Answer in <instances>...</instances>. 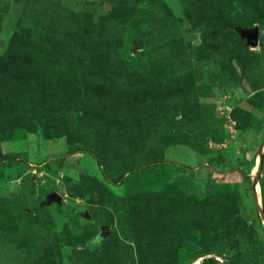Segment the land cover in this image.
<instances>
[{
  "label": "rangeland",
  "instance_id": "obj_1",
  "mask_svg": "<svg viewBox=\"0 0 264 264\" xmlns=\"http://www.w3.org/2000/svg\"><path fill=\"white\" fill-rule=\"evenodd\" d=\"M262 25L264 0H0V264H264Z\"/></svg>",
  "mask_w": 264,
  "mask_h": 264
},
{
  "label": "water",
  "instance_id": "obj_2",
  "mask_svg": "<svg viewBox=\"0 0 264 264\" xmlns=\"http://www.w3.org/2000/svg\"><path fill=\"white\" fill-rule=\"evenodd\" d=\"M239 30V33L243 39L246 40L247 43L257 45L259 43V37H260V29L258 26L250 29H244L242 27H237ZM62 199L61 194L58 192H51L47 195L46 198V204H51V202L56 201L60 202ZM109 228L108 224H105L102 226V230L105 231Z\"/></svg>",
  "mask_w": 264,
  "mask_h": 264
},
{
  "label": "trees",
  "instance_id": "obj_3",
  "mask_svg": "<svg viewBox=\"0 0 264 264\" xmlns=\"http://www.w3.org/2000/svg\"><path fill=\"white\" fill-rule=\"evenodd\" d=\"M264 30V25L260 26V39H264V36L261 35V32ZM5 140H1L0 141V145H1V142H3ZM0 149H1V146H0ZM2 152V151H1ZM164 191V190H163ZM160 192V191H159ZM101 223L103 224H109L110 223V216L107 212V209L106 210H101ZM210 259H203L201 262H199L198 264H210Z\"/></svg>",
  "mask_w": 264,
  "mask_h": 264
},
{
  "label": "bare ground",
  "instance_id": "obj_4",
  "mask_svg": "<svg viewBox=\"0 0 264 264\" xmlns=\"http://www.w3.org/2000/svg\"><path fill=\"white\" fill-rule=\"evenodd\" d=\"M256 171H257V162H256V164L254 165V169H253V171H252V174H255ZM254 192H255V194H256L257 201L259 202V192H260V190H259L258 183H257L256 181L254 182ZM258 204H259V203H258Z\"/></svg>",
  "mask_w": 264,
  "mask_h": 264
},
{
  "label": "crops",
  "instance_id": "obj_5",
  "mask_svg": "<svg viewBox=\"0 0 264 264\" xmlns=\"http://www.w3.org/2000/svg\"><path fill=\"white\" fill-rule=\"evenodd\" d=\"M182 146V145H181ZM183 149V151H184V153L186 154V155H188V153H187V151L185 152V150H184V148H182ZM167 157V156H166ZM259 158V155H257V159Z\"/></svg>",
  "mask_w": 264,
  "mask_h": 264
},
{
  "label": "flooded vegetation",
  "instance_id": "obj_6",
  "mask_svg": "<svg viewBox=\"0 0 264 264\" xmlns=\"http://www.w3.org/2000/svg\"><path fill=\"white\" fill-rule=\"evenodd\" d=\"M105 225V224H104Z\"/></svg>",
  "mask_w": 264,
  "mask_h": 264
}]
</instances>
